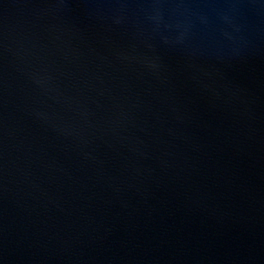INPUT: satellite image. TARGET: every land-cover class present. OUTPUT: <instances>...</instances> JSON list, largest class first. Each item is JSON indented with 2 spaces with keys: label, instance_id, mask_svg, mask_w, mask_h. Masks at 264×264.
<instances>
[{
  "label": "water",
  "instance_id": "obj_1",
  "mask_svg": "<svg viewBox=\"0 0 264 264\" xmlns=\"http://www.w3.org/2000/svg\"><path fill=\"white\" fill-rule=\"evenodd\" d=\"M0 264H264V0H0Z\"/></svg>",
  "mask_w": 264,
  "mask_h": 264
}]
</instances>
